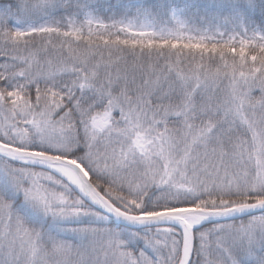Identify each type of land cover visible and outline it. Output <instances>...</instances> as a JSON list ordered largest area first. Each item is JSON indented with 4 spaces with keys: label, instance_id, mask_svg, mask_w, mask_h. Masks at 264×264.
Instances as JSON below:
<instances>
[{
    "label": "snow or ice",
    "instance_id": "1",
    "mask_svg": "<svg viewBox=\"0 0 264 264\" xmlns=\"http://www.w3.org/2000/svg\"><path fill=\"white\" fill-rule=\"evenodd\" d=\"M0 264H264V0H0Z\"/></svg>",
    "mask_w": 264,
    "mask_h": 264
}]
</instances>
